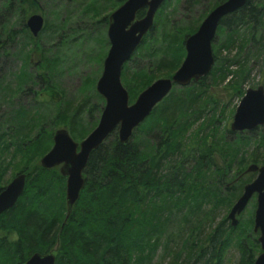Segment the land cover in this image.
I'll list each match as a JSON object with an SVG mask.
<instances>
[{"label": "trees", "instance_id": "obj_1", "mask_svg": "<svg viewBox=\"0 0 264 264\" xmlns=\"http://www.w3.org/2000/svg\"><path fill=\"white\" fill-rule=\"evenodd\" d=\"M35 1L0 0V95L3 99L12 98L33 80L29 65L36 52L40 58L36 64L43 70L38 78L43 88H54L50 82L60 58L49 47L41 49L37 36L33 37L25 24L27 13L38 7ZM98 1L82 0L83 9L92 11L91 16L98 15ZM124 1L103 0L104 15L99 22L107 25L109 14ZM222 1L163 2L152 27L123 66L121 82L129 102L152 81L169 77L178 68L185 55L184 38ZM182 2L188 10L195 5L204 9L194 21L187 23L182 17L177 19ZM143 14L144 9H140L136 17ZM47 24L44 21L41 33ZM221 34L223 38L217 42ZM100 42L103 43V38ZM212 52L214 65L208 75L183 87L174 86L125 143L118 140L114 131L91 152L84 168V185L67 217L66 178L58 167L43 168L37 162L52 145L54 128L48 127L46 115L39 106L19 103L9 117L3 120L5 115L0 116V190L8 181L6 172L9 177L25 173L22 193L11 208L0 213V264H22L33 253L52 249L54 264H130L133 251L155 249L167 223L180 212L182 227L176 236L181 246L171 248L172 234H167L163 258L169 256L175 264H197L198 261L221 264L223 253L233 240L243 245L244 226L239 223L224 227L225 216L204 235L202 227L213 220L217 208L229 210L244 184L254 178L255 173L245 172L246 167L264 163V132L256 137L242 134L252 136L264 126L236 134L228 127L219 131L215 117L204 119L208 103L212 102L206 98V80L212 78L218 82L234 75L233 89L239 97L243 94L240 84L248 76L247 65L264 52V0H247L224 16L212 40ZM104 55L105 52L100 61ZM14 63H19L18 67ZM233 66L235 69H231ZM238 76L242 80H236ZM95 83V78L86 77L81 94ZM94 94L97 102L90 103L88 97L81 95L67 105L56 106V118L68 125L75 141H81L98 121L103 99L96 91ZM223 110L222 107L221 117ZM83 114L90 117L86 123L82 121ZM203 129L211 131L204 135ZM227 133H233L234 139L226 140ZM215 154L223 158L224 165L215 163ZM211 181L219 186H211ZM217 190L224 194L218 195ZM204 201L212 206L206 208ZM247 224H252L251 219ZM250 235L244 236L250 248L243 249L241 264H253L255 259L259 242ZM178 249L185 250L188 259L178 263L181 256V252L177 254Z\"/></svg>", "mask_w": 264, "mask_h": 264}, {"label": "water", "instance_id": "obj_2", "mask_svg": "<svg viewBox=\"0 0 264 264\" xmlns=\"http://www.w3.org/2000/svg\"><path fill=\"white\" fill-rule=\"evenodd\" d=\"M165 0H125L108 16L106 37L108 49L102 61V69L95 83V91L103 99L98 121L81 140L75 141L66 128H57L52 145L40 157L43 168L58 167L66 178L65 193L67 215L78 199L85 182L84 168L92 151L97 149L109 135L116 131L118 140L125 143L138 127L171 91L174 86L183 87L208 75L214 65L212 40L221 19L239 9L247 0H224L213 7L201 20L197 29L183 41L185 55L178 68L169 77H159L129 102L128 92L121 82L123 66L136 51L142 38L153 25L154 17ZM144 9L142 17L136 13ZM43 17L31 14L25 24L33 37L43 27ZM264 125V86L247 88L241 96L229 124L232 132L251 131ZM245 172L255 177L244 184L240 196L230 207L226 218L231 226L238 223L239 215L250 198L255 195L253 232H259L257 241L261 251L253 264H264V163L249 164ZM25 173H16L0 190V213L11 208L22 193ZM55 251L35 252L22 264H54Z\"/></svg>", "mask_w": 264, "mask_h": 264}, {"label": "rangeland", "instance_id": "obj_3", "mask_svg": "<svg viewBox=\"0 0 264 264\" xmlns=\"http://www.w3.org/2000/svg\"><path fill=\"white\" fill-rule=\"evenodd\" d=\"M35 2L38 6L37 9L35 10L32 8L30 12L27 13V17L31 14L37 13L43 17L44 21L48 22L45 30L42 31V33H38L40 36L37 35L38 42L40 44L39 46L41 49L49 47L52 53L55 52L53 55H57L60 58V60H58V64L56 65V73L53 74L51 78L52 80L50 82L54 88H43L44 84L40 78H38L40 73H43V70L36 64L40 59L39 52H36L32 57L31 64L29 65V71L33 73L34 76L33 80L23 85L22 89L16 92L10 99H3L0 95V116L5 115L3 120L7 116L9 117L13 113L12 109L17 108L19 103H22L26 106L29 104H32L34 107L39 106L43 114L46 115L45 121L47 122L48 127L50 126L54 128V133L57 128H66L68 130V125L64 121L56 118L57 104H61L62 106L63 104L67 105V103L73 101L74 99L81 98V95H84L86 98L88 97L90 103L98 101L94 94L95 85L93 88L85 89V93L83 94H81L80 88H82L84 79L86 77L95 78L97 80L101 73L102 61L104 57L101 61L99 58L103 52L106 54L109 46L106 37L107 25L104 22H99V18L104 15L102 10L104 6L103 0L98 1L97 9L100 12L96 16H91L92 11H85L86 9H83L82 0H36ZM182 4L183 2L178 6L177 19L182 17L187 23L194 21V19H196L204 9V6L195 5L193 8L188 10L184 8L185 5ZM84 8H87V6ZM101 37L103 38V43L100 42L102 39ZM222 38V34L218 35L217 42ZM234 52L235 50L232 51V54H234ZM18 65L19 63H14L15 68L18 67ZM263 66L264 52L260 55L259 59H251L250 63H248V76L244 81H241L240 84V88L243 93L249 87L255 88L258 85H263ZM231 69H235V67L233 66ZM234 79V75L230 74L223 81L214 82V79L212 78H208L206 80V83L208 84L206 98L207 100L209 98V100L212 102L209 101L208 103V110L204 116V119L205 117H208L207 119L215 117V119L219 121V123L216 124L219 131H222V129L226 127L229 129V124L232 120L234 110L241 96L243 95L242 94L239 97V94L236 93L235 89H233L232 81ZM236 80L242 79L240 76H238L236 77ZM213 102L215 104H213ZM222 107L224 109L223 117H221ZM89 118V115L83 114L82 121L86 123L89 121ZM52 123H54V125H52ZM196 126L197 123L192 126V129L195 130ZM204 129L202 132L204 135L208 131H211ZM259 132H264V129L252 133V136L249 134H242L250 137H256L258 136ZM233 133L232 135H229L228 133L224 135L225 139H234L233 136H235L234 134L237 132L234 134ZM214 160L216 164L220 166L224 165L223 158L219 154L214 155ZM37 162L39 163V161ZM4 176L8 180L7 183L12 178L9 177L8 172H6ZM211 182V186H219L215 181ZM226 185L228 186L230 183ZM215 192L218 193V195L219 193H222V191L219 192V190ZM223 194L224 193L221 195ZM211 206L207 204L205 207L207 208ZM255 206V195H253L248 201L244 210L239 215H237V225L240 223V226H244L242 232H244V236L246 237L251 236L250 234H253L254 237L258 236L253 232V216ZM228 211L229 210L225 211V209L222 207L214 210L212 216L213 220H211L212 222L209 221L202 227L203 235L210 232L224 216L226 217ZM181 215L182 213L180 212L179 215L173 217L167 223L163 236L156 243V247L152 250V252H146L148 248H146L144 251H133L129 258L130 264H175V261L173 262L171 257L165 256L163 258L161 255L164 247L165 236L167 234H172V241L169 243L171 248L176 249L181 246L180 240L178 239V236H176V233H179L182 227L179 219ZM250 219L252 224L245 225V223ZM227 225H230L229 220H227V222L224 224V227ZM244 236L241 238V240L247 239L246 237L244 238ZM244 242L243 245H241L236 240H233L228 248L225 249L221 257V264H241L243 260V249L250 248L248 246L249 243L247 244V242ZM251 249L249 250L250 253L252 252ZM256 249H254V251L256 250V253L254 252L255 257L256 254L261 251L259 244ZM180 252L181 250L178 249L177 254ZM186 259H188V255L184 250L181 252L178 263ZM193 260V258L190 259V261ZM200 262L198 261L197 264H200Z\"/></svg>", "mask_w": 264, "mask_h": 264}, {"label": "flooded vegetation", "instance_id": "obj_4", "mask_svg": "<svg viewBox=\"0 0 264 264\" xmlns=\"http://www.w3.org/2000/svg\"><path fill=\"white\" fill-rule=\"evenodd\" d=\"M10 180H11V179H10ZM4 186H5V185H4ZM4 186H3V187H4ZM255 201H256V197H255ZM254 233L257 234V235H259V232H258V231H257V232H254ZM257 237H258V236H257ZM257 237H256V238H257ZM257 254H258V253H257ZM257 254H256V256H257Z\"/></svg>", "mask_w": 264, "mask_h": 264}]
</instances>
